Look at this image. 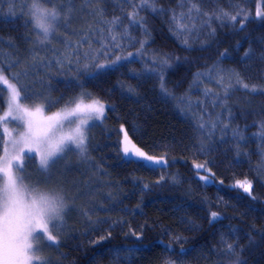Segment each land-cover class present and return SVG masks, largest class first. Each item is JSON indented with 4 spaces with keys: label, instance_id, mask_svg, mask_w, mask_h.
I'll list each match as a JSON object with an SVG mask.
<instances>
[{
    "label": "trees",
    "instance_id": "1",
    "mask_svg": "<svg viewBox=\"0 0 264 264\" xmlns=\"http://www.w3.org/2000/svg\"><path fill=\"white\" fill-rule=\"evenodd\" d=\"M73 4L77 11L70 25H61L52 44L36 49L41 58L51 59L53 49L62 51L66 43L82 41L89 25L100 26V17L90 14L95 8L103 9V19L119 18L128 28L129 36L122 41L127 51L135 53L137 41L147 40V44L136 63L119 71L107 70V75L93 76L75 67L71 71L40 64L33 68L35 31L30 18L20 17L22 3L10 15L11 0H0V67L14 83L12 74L21 73V82L36 97L26 106L48 107L51 102L54 107L48 109L59 111L72 106L68 102L84 92L107 106L106 117L90 132L87 159L82 157L83 162L64 174L69 210L50 264H231L235 258L227 254L226 243L239 245L244 264H264V17L255 15L258 10L264 12V0H201L205 13L223 9L236 14L244 9L248 19L238 17L235 23L222 24L201 17L195 29L183 36L176 28L191 23L180 20L179 13L186 11L180 7L181 0H157V11L140 10L148 36L143 26H129L131 0L91 4L71 0L69 6ZM88 38L98 50L95 36L89 33ZM87 49L84 43L82 50ZM225 52L226 56L220 55ZM161 54L174 58L164 75L168 96L161 92L154 73H141L148 66L145 61L150 64ZM216 64L240 73L250 85L244 90L234 84L222 107H213L214 97L204 94L208 89L223 95L216 74L208 75ZM25 69L27 76L22 74ZM0 109H7L1 87ZM209 120L223 121L228 128L197 127ZM121 125L138 147L149 155L164 156L167 163L128 162L121 155ZM234 129H239L243 140L233 136ZM201 140L207 154L200 151ZM205 162L210 172L200 170V175L213 179L214 173L212 184L201 180L194 168L195 163ZM244 180L252 183L251 196L233 187ZM211 212L220 218L213 221ZM109 232L110 238L101 239Z\"/></svg>",
    "mask_w": 264,
    "mask_h": 264
},
{
    "label": "snow or ice",
    "instance_id": "2",
    "mask_svg": "<svg viewBox=\"0 0 264 264\" xmlns=\"http://www.w3.org/2000/svg\"><path fill=\"white\" fill-rule=\"evenodd\" d=\"M94 0H85V4H91ZM99 2V0H95ZM129 2V0H124ZM20 17L27 16L30 18L32 29L35 31V38L32 42L31 49V66L35 68L37 64L43 65L45 68L55 67L58 71L65 69L71 71L75 67L77 72L87 71L90 75L95 76L98 73L108 74L107 70L119 71L121 67H127L130 64L136 63L142 55L147 44V40L137 41L139 47L135 53L127 51L126 46L122 43L125 37L129 36L128 28L124 26L119 18L114 17L111 20L103 19V9L95 8L90 14L100 17L97 24L100 25L93 29L89 25L88 32L83 34V39L76 44L66 43V47L62 51L52 50L51 59H43L36 50L42 46L52 44L53 38L60 34L61 25L67 28L77 11L74 4L69 6L71 0H11L12 6L9 8V14L15 13V5L21 4ZM157 0H131L133 11L128 13L129 26L139 25L144 27L145 36L150 35L146 27V21L143 17H139L140 10L157 11ZM201 0H181L180 7L186 11H181L179 17L181 21H189L191 26L181 24L176 28L180 35L190 34L196 26V22L201 17H206L208 20L216 19L222 24L226 21L235 23L238 17L242 21L248 19V15L244 9H240L236 14H232L223 9L218 13L208 14L200 8ZM82 11V9H81ZM257 17H264V12L257 11ZM177 14H173V20H176ZM28 26L27 21L25 27ZM102 26V27H101ZM243 23L240 24L243 29ZM215 29H211L214 34ZM89 33H92L99 49H94L89 40ZM84 43L88 44L86 51L82 50ZM183 43L188 44V40L184 39ZM136 47V44H132ZM221 56H226L227 53H221ZM245 57H249L250 53L245 52ZM174 58L167 54H161L158 59L153 60L150 64L141 69V73H154L160 82L161 92L164 96H168V90L164 82L166 69L171 67V61ZM126 62V63H125ZM20 62L17 61L18 65ZM11 65H9V69ZM135 73V70H132ZM5 69L0 67V83L7 85V90L10 92V97L7 101V111H3L0 115V127L3 131L0 132V264H49L47 260L37 255L42 251L35 242L46 240L49 247L59 246L58 237L53 235V230H58L62 227L64 216L69 208V202L63 191L53 189L48 194H40L39 196L31 195L36 191V188L29 189L28 185L24 184V178L17 176V171L25 170V159L36 160L38 157L37 169L47 179H51L53 170L56 166L67 159L69 152H76L81 157L87 159L88 136L85 134L84 127L88 126V120L95 118L103 120L105 116L106 104L99 98H95L91 93H81L79 97L68 103L74 105L69 115L86 116V119L80 120V125L77 126L73 133L68 135H56V130L62 127L61 121L66 117L60 112H54L51 115H45L41 107H36L34 110L27 107V103L36 97L29 94L27 86L20 80L21 73L12 74V80L15 83H10L9 79L4 74ZM215 73L218 82L222 86L223 95L213 93L206 89L205 95L214 97L212 101L213 107L226 106L230 95V90L233 85H238L244 90H248L250 85L244 83L243 77L235 70H224L218 64L213 65L209 70L208 75ZM28 75V70L25 69L22 73ZM139 75V74H137ZM204 73H197V76H204ZM131 92L132 89H129ZM251 91L255 92L256 87L251 86ZM43 98L42 94H40ZM90 100V103H84V99ZM199 104V102H197ZM49 109L54 107L51 102L48 104ZM11 117L12 121L18 122V127L22 128L15 137L9 132L7 123ZM74 122V121H73ZM223 129L228 128L223 121H202L197 125L200 129L208 128L214 130L217 127ZM264 128V125L261 126ZM123 139L120 143L121 155L128 162L164 165L167 160L164 156L155 157L149 155L138 147L129 137L127 130L121 125ZM4 133H7L10 140L11 151L4 142ZM211 134V133H210ZM233 136L239 140H243L239 129L233 130ZM200 151L207 154L209 151L204 147L201 140ZM35 154V155H34ZM194 168L197 170V175L206 184L214 183L207 175H200V170L210 172L205 163H195ZM148 185H145L147 188ZM233 187H239L244 192L251 196L252 183L250 181H237ZM254 198V197H253ZM88 215V213H85ZM211 219L218 220L220 218L217 212L210 213ZM111 237V232L108 235L102 236L101 239ZM177 240L182 237H177ZM226 252L229 256L235 259L231 264H244L240 258L238 251L239 245L226 243ZM242 251V250H241ZM181 252L187 254V251L181 249ZM171 264V262H168Z\"/></svg>",
    "mask_w": 264,
    "mask_h": 264
},
{
    "label": "rangeland",
    "instance_id": "3",
    "mask_svg": "<svg viewBox=\"0 0 264 264\" xmlns=\"http://www.w3.org/2000/svg\"><path fill=\"white\" fill-rule=\"evenodd\" d=\"M9 82L14 83L11 80H9ZM0 87L2 89H4V91L6 92V98L8 101V99L10 97V92L7 90V85H3L2 83H0ZM27 107H29L32 110H34L36 107H41L44 110L45 115H51L52 113H54V112H51L48 109V107L46 105H43V104L30 105ZM73 107H74V105L67 107L65 109L59 110V111H55V112H60L63 116L66 117L64 120L61 121L62 127H59L56 130L57 136L68 135V134L73 133L77 126H81L80 120L86 119V116L69 115V113H71ZM6 111H7V109H6ZM106 114H107V106L105 108L104 118L106 117ZM101 121H103V120L98 121L95 118H93V119L88 120V126L87 127L82 126V127H84L85 134L88 136V138H89L91 130L96 125H98ZM7 128L9 130V132L12 133L13 137H15L19 131L23 130L22 128L18 127V122L12 121L11 117H9V121L7 123ZM1 129H2V127H1ZM2 131H3V129H2ZM4 135H5V139H6V145L9 147V150L11 151L9 136L7 133H4ZM88 152H89V148L87 150L86 155H88ZM32 161H33V163L29 164V160L25 159V162H24L25 163V170L22 172L17 171L16 175L22 176L24 178V184L28 185L29 189L36 188V191L31 193V195H36V196H39L40 194H48L53 189L63 191V193H64V187H65V185L63 183L64 174H66L68 169L73 167V165L75 163L83 162L82 157L80 155H78L76 152H74V151L69 152L67 154V159L64 161H61V163H59L56 166V168L53 170L51 179H47L37 169L38 157L36 160H32ZM68 210H69V208H68ZM68 210L65 213L62 227L59 228L58 230H53V235H56L58 237V241H60V234H61L62 229L64 228L66 217L68 214ZM35 243L37 244V246L39 248L42 249V251L38 252L37 255H39L42 258H44L45 260H47L50 264L52 254L54 253L53 249L57 248V247H49L46 240H43V239L40 241H37Z\"/></svg>",
    "mask_w": 264,
    "mask_h": 264
},
{
    "label": "bare ground",
    "instance_id": "4",
    "mask_svg": "<svg viewBox=\"0 0 264 264\" xmlns=\"http://www.w3.org/2000/svg\"><path fill=\"white\" fill-rule=\"evenodd\" d=\"M51 111V110H50ZM51 112H55V111H51Z\"/></svg>",
    "mask_w": 264,
    "mask_h": 264
}]
</instances>
